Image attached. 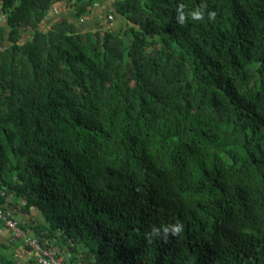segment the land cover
I'll list each match as a JSON object with an SVG mask.
<instances>
[{"label":"trees","instance_id":"1","mask_svg":"<svg viewBox=\"0 0 264 264\" xmlns=\"http://www.w3.org/2000/svg\"><path fill=\"white\" fill-rule=\"evenodd\" d=\"M59 4L77 19L43 28ZM96 4L123 27L82 28ZM5 42L0 208L19 199L42 247L264 264V0H0ZM19 247L0 264H39Z\"/></svg>","mask_w":264,"mask_h":264},{"label":"built area","instance_id":"2","mask_svg":"<svg viewBox=\"0 0 264 264\" xmlns=\"http://www.w3.org/2000/svg\"><path fill=\"white\" fill-rule=\"evenodd\" d=\"M24 222L17 219L10 210L0 208V236L4 229L10 230L16 240L31 249V254L36 257L39 264H66L64 259L58 257L57 250L42 247L35 236L26 232L21 227Z\"/></svg>","mask_w":264,"mask_h":264},{"label":"crops","instance_id":"3","mask_svg":"<svg viewBox=\"0 0 264 264\" xmlns=\"http://www.w3.org/2000/svg\"><path fill=\"white\" fill-rule=\"evenodd\" d=\"M69 10H67V7L63 4H59L58 6H56V8L54 9L55 12H52L51 15L48 17L49 19H47L44 24L43 27L46 26L47 22H51V25L56 21V17L57 18H62L59 21H62L66 18L70 19L68 15ZM54 13H57L56 15ZM52 18H54L53 20H51ZM110 19V18H109ZM71 20V19H70ZM92 21H95L92 19ZM96 29V28H95ZM6 207L8 210H10L14 216L18 217L21 221H25L27 223H29L28 217H25L23 215L19 214V203L21 202L19 199L15 198V197H6ZM10 243V244H18L20 245V247L18 248V253L20 254V257L25 258L29 255V253L26 251V248L24 247L23 243L16 240L13 236V233L8 230V229H4L2 232V236H0V245H4L6 243ZM31 254V252H30Z\"/></svg>","mask_w":264,"mask_h":264},{"label":"rangeland","instance_id":"4","mask_svg":"<svg viewBox=\"0 0 264 264\" xmlns=\"http://www.w3.org/2000/svg\"><path fill=\"white\" fill-rule=\"evenodd\" d=\"M105 5V4H104ZM100 5L96 4V8L97 9L94 14L92 16H87V17H83L80 19V26L84 29H88V30H94L95 28L96 29H100V30H103V27L107 26V27H111V28H114L115 30H119L121 27H123V21H121V18L116 15V16H113V15H107L106 12L103 13V9L104 6L100 7ZM69 10V13L67 16L70 17V19L72 20H76L77 19V14H78V9L71 6V7H67V10ZM55 12V11H53ZM95 13L98 14L99 16H97V18H95ZM55 15L57 13H54ZM110 18V19H109ZM49 19V18H48ZM54 18H52L51 20H53ZM62 19V18H57L56 17V21L55 22H60L59 20ZM95 20V21H92ZM44 24V23H43ZM53 25V24H52ZM51 22H47L46 23V26L43 27V28H51ZM10 44L7 42L3 43V44H0V47L2 48H7ZM63 259V257H61Z\"/></svg>","mask_w":264,"mask_h":264},{"label":"clouds","instance_id":"5","mask_svg":"<svg viewBox=\"0 0 264 264\" xmlns=\"http://www.w3.org/2000/svg\"><path fill=\"white\" fill-rule=\"evenodd\" d=\"M208 15H209V18L211 19V18H214L215 13L210 12ZM193 18L199 20L202 18V14L199 11H197V12L193 13ZM180 23H183V17L180 18ZM176 230L178 231V229H176Z\"/></svg>","mask_w":264,"mask_h":264}]
</instances>
